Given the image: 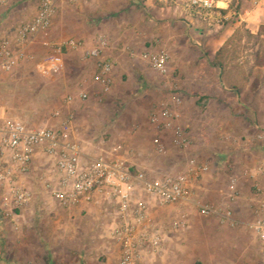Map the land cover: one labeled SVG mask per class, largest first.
Returning a JSON list of instances; mask_svg holds the SVG:
<instances>
[{
  "label": "crops",
  "instance_id": "1",
  "mask_svg": "<svg viewBox=\"0 0 264 264\" xmlns=\"http://www.w3.org/2000/svg\"><path fill=\"white\" fill-rule=\"evenodd\" d=\"M28 1L0 0V5L5 9V13L0 16V34H11L13 30L16 34L17 27L15 25L18 22L29 23L32 21L37 8L26 12L25 6ZM156 3V0H146L143 6L150 13L167 11L165 7L163 9V1H158L159 4ZM170 3L175 6L172 14L176 15L177 24L188 25L190 21L183 18L174 3ZM55 5L56 14L51 22L48 40L60 42L66 39L85 38L86 34L72 30L71 6L61 1H56ZM217 7L226 17V23L222 28L216 30V33L203 39V50L208 58L220 52L218 60H216V145L213 146V149L216 148V153L211 154L206 160L198 158L200 163L207 165L208 172L198 180L189 182V189L192 200L214 198L216 199V208L229 209L235 225L236 223L240 224V228L237 225H220L216 218V259H213L214 263L236 264L233 263L234 256H236L237 264H256L258 259L261 260L260 264H264L263 249L247 230L245 224L252 219L251 210L256 205V201L264 199V176L257 179L260 192L257 195L252 187L253 180L243 175L244 171L255 168L264 159V0H219ZM167 15L170 14L167 13ZM39 40L41 41L40 37L27 44L25 46L26 53L27 51H36L39 48ZM91 42L85 43L90 44ZM233 52H237L235 58H231L229 55ZM238 52H243V54H238ZM67 55L73 57L79 55V52L69 51L66 52L65 56ZM102 57L112 65L113 84L117 83L118 78L125 74L124 69L127 67L133 69V73L140 80L146 84L150 83L153 70L145 62L142 61L143 63L141 62L135 68L129 64L124 65L122 63L124 59L118 56V52L113 46L109 45ZM68 63L64 65V70L67 71L68 67L73 68L76 69L77 74L72 78L73 80H68L71 85L67 84V80L64 78L61 81L64 90L73 99L70 103H66L64 108L77 113L80 103L86 101H80L77 96L80 92L87 94V89L90 88V85L92 86L90 83H92L95 68L93 61L80 62L78 60ZM58 76H60L59 73ZM140 86L142 85L140 84L138 87ZM1 114L0 110V117ZM74 124L72 127L75 128V132L70 133L69 139L76 141L84 153L96 155V150L103 144L95 143V138H91L87 134L88 125L86 123L82 124L81 128L76 125V122ZM56 127L57 125L51 126L50 129L57 130ZM154 132L165 148V155H157L154 152L151 140L147 143L136 139L118 145L122 148L118 155L126 167L133 173H142L147 179L160 178L172 168H179L184 164L179 160L181 158L179 153L174 151L177 149L171 144V134L163 131L161 134L160 131ZM131 145L133 149H136L135 151L131 149ZM111 148L108 152H111ZM128 151H132V153L128 154ZM101 153L105 154L104 148ZM1 165L5 166L4 162H1ZM52 165L51 160L40 152H36L32 156L28 174L19 179L21 186L31 190L34 184L39 185L38 182L41 178L49 179L48 175L53 174ZM232 180L235 182L233 190L230 189ZM0 190H2L3 201L7 195L1 186ZM45 195L47 197L44 202L29 203L16 212L9 221H5L2 217L1 202L0 240L12 236L11 223L19 226L21 230L25 228L27 233L33 235L35 233L32 232L33 227L39 221L38 217L45 220L48 216L53 215L58 218L52 222V234L48 240L52 243V250L46 254L39 253L40 259L37 257L39 261L36 263L32 254L29 253L22 256V260H19L13 253H9L7 257V252L3 253L2 242H0V264H118L119 250L108 235V231L114 223V204L110 200L93 195V202H82L78 206L67 207L52 200L46 192ZM133 202L145 204L149 217L161 230L170 225L174 210L188 207V205L178 204L159 208L138 190L133 193ZM182 213L181 211L176 217L178 218ZM235 228H239V231L237 232ZM226 233H228L227 237ZM167 235L166 232L164 242L156 254L144 256L141 264H181L182 260L179 259L177 251L178 249L183 250L184 247L181 244L179 246L176 239ZM240 235L242 237L238 238ZM66 237L69 247L59 245L61 251H58V244L63 242ZM245 237L250 238L248 239L250 240L249 244L245 245L242 252H236V245L244 243ZM24 239L27 240L28 237ZM185 239L182 238L180 242ZM196 239L197 237L191 238L188 248L197 258L203 249L210 251L211 247L198 245ZM226 250L236 253L227 257ZM198 263L207 264L204 258H197L195 264Z\"/></svg>",
  "mask_w": 264,
  "mask_h": 264
},
{
  "label": "rangeland",
  "instance_id": "2",
  "mask_svg": "<svg viewBox=\"0 0 264 264\" xmlns=\"http://www.w3.org/2000/svg\"><path fill=\"white\" fill-rule=\"evenodd\" d=\"M41 1L29 0L25 6L26 12H31L33 8L38 9ZM156 4H159L158 1ZM162 4H164L163 9L165 7L167 11L156 13H150L139 0H77L69 6H71L72 30L87 35L85 38H78L81 42H90L102 36L108 41L109 46L115 48L118 56L124 59L121 62L133 68L142 62L140 58L142 54L165 50L169 53L170 59L165 76L153 71L150 83L146 84L133 73V69L127 67L124 69L125 74L118 78V82L112 85L111 91L107 94L102 93L91 80L92 86L90 85L86 91L88 99L80 103L79 112L76 113L64 108L68 94L61 83L64 78L67 84L71 85L68 80L77 74L76 69L68 67L67 71L59 73L60 76L58 73H51L44 77L35 70L33 62H23L10 73L0 75L2 112L0 127L5 122L17 121L31 129H50L51 126L56 125L58 129L60 123L71 114L72 124L76 122L79 128L84 123L88 125L87 134L95 138V143L101 142L104 145L96 150V155L108 160L112 157L111 152L108 151L113 146L136 139L148 143L158 138L154 131H159L150 124V117L164 104H170L175 112L176 122L185 129L191 141L186 151L174 150L179 153L181 157L179 160L185 162L189 156L196 160L198 158L206 160L211 154L216 153V148L213 149L216 145V67L211 66V63L216 61L215 55L208 58L203 50V39L214 33L198 28L199 26L192 22L186 26L177 24L178 19L172 14L175 6L168 2ZM3 13L5 9L0 5V16ZM20 24L27 23L18 22L15 27L18 28ZM14 37L15 30L11 34H0V39L12 40ZM45 53L40 44L36 51H27V54L34 57V61L40 60ZM239 53L243 54V52ZM236 54L237 52H233L229 55L235 58ZM78 60L79 55L73 57L67 55L64 57V65L69 61ZM140 84L142 86L138 87ZM175 99H178L179 103H174ZM74 129L72 127L71 133L75 132ZM159 133L161 134V131ZM102 148L105 154L101 153ZM131 149L136 150L133 146ZM50 175L51 173L48 176ZM38 183L39 185L34 184L31 188L33 193L31 203H42L47 197L42 183L40 181ZM195 200L216 208L214 198ZM1 202L2 190H0ZM181 211L186 215L188 224L184 230L175 232L170 225L162 228L165 234L167 232V236L176 239L179 246L183 245V250L177 251L179 259L182 260L181 264H195L197 258H204L207 264H213L215 262L213 259H216V217L201 218L195 207L188 205L172 211V221ZM176 212L178 213L175 214ZM57 218L53 215L45 220L38 217L39 221L34 223L33 231L30 229L35 232L33 235L27 233L25 228L21 230L19 226L11 223L12 236L0 240L3 253L7 252V257L9 253H13L19 260L29 253L37 263L40 259L39 253L46 254L52 250V243L48 240L52 234V222ZM61 218L63 219V216ZM4 220L11 219L4 218ZM217 222L220 224L219 221ZM236 225L240 226L238 223ZM239 228L235 230L238 232ZM26 237L27 240L24 239ZM192 237H197L198 245L211 247V250L203 249L196 258L188 248ZM241 237L240 235L238 238ZM182 238L186 239L180 242ZM248 239L250 238L245 237L244 243L236 245V252L244 250L245 245L250 242ZM59 245L69 247L67 237L58 244L57 249L61 251ZM236 252L226 250L225 255L228 257ZM234 257L232 262L237 264L238 258ZM260 262L261 260H256V264Z\"/></svg>",
  "mask_w": 264,
  "mask_h": 264
},
{
  "label": "built area",
  "instance_id": "3",
  "mask_svg": "<svg viewBox=\"0 0 264 264\" xmlns=\"http://www.w3.org/2000/svg\"><path fill=\"white\" fill-rule=\"evenodd\" d=\"M56 1L73 4L77 0H42L32 21L19 26L14 39H0V74L10 73L23 62H33L35 70L41 75L61 73L66 52L78 51L80 62L93 61L95 74L92 82L102 93H109L113 85L112 65L102 57L108 48V41L104 37L98 36L90 44L75 39L60 42L48 40L51 22L56 14ZM139 1L144 3L146 0ZM156 1L174 3L185 20L209 33H216L226 23V17L217 7L219 0ZM38 37L46 53L40 60L34 61V57L26 53L25 46ZM140 58L157 74H167L169 54L165 50L144 53ZM77 98L85 101L87 94L80 92ZM72 100L68 96L65 102ZM174 103H179V100L175 99ZM72 119V115L68 114L57 130L26 128L17 121L5 122L0 127V186L7 195L1 203L3 218L12 219L16 212L33 200L32 191L22 187L19 179L28 174L32 156L40 152L53 163V174L49 179H40L44 191L52 200L62 206L75 207L82 202H93V195H98L114 204V223L108 235L119 250L118 264H141L144 256L155 255L164 242L163 230L149 217L146 205L133 202L135 190L150 198L159 208L192 205L201 218L216 217L220 224L235 225L229 209L220 210L191 199L189 182L198 180L208 172L206 164L189 156L183 166L172 168L160 178L147 179L142 173H133L126 167L118 155L121 146L111 148L112 158L108 160L100 155L84 153L76 141L69 139ZM149 121L156 130L171 134L174 148L186 151L190 147L191 141L185 129L176 122L170 104L161 106ZM152 144L157 155H165V148L158 138H154ZM127 153L131 154L132 151ZM243 175L253 180L252 187L258 195L257 179L264 176V159L255 168L244 171ZM234 185L232 180L231 190ZM251 211L252 219L246 228L261 245L264 254V199L257 200ZM186 226L185 214L170 223V228L175 232L184 230Z\"/></svg>",
  "mask_w": 264,
  "mask_h": 264
},
{
  "label": "trees",
  "instance_id": "4",
  "mask_svg": "<svg viewBox=\"0 0 264 264\" xmlns=\"http://www.w3.org/2000/svg\"><path fill=\"white\" fill-rule=\"evenodd\" d=\"M219 53H220V52H218L217 55L215 54V56H214V60H215V61L218 60L217 58H218V56H219ZM211 66H212V67H216V62H214V63L212 62V63H211Z\"/></svg>",
  "mask_w": 264,
  "mask_h": 264
}]
</instances>
